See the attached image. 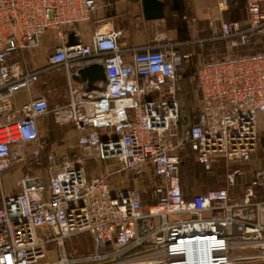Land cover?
Wrapping results in <instances>:
<instances>
[{
	"label": "built area",
	"instance_id": "2783aa9c",
	"mask_svg": "<svg viewBox=\"0 0 264 264\" xmlns=\"http://www.w3.org/2000/svg\"><path fill=\"white\" fill-rule=\"evenodd\" d=\"M104 7L103 0H0V181L19 144L39 142L40 118L77 132L74 147L48 154L47 177L26 174L19 192L1 189L0 264H264V166L248 181L234 166L252 161L264 120V51L240 52L264 34V0H245V20L222 22L209 38L231 50L221 56L166 42L134 48L128 59L115 29L83 40L79 26ZM48 32L58 44L32 67ZM193 56L196 97L186 121L180 70ZM90 62L106 75L92 89L72 78ZM56 68L67 78L64 103L36 96L14 105L18 91L29 93ZM188 150L206 170L223 160L226 187L186 197ZM92 160L117 168L89 175ZM122 171L127 178L111 183Z\"/></svg>",
	"mask_w": 264,
	"mask_h": 264
},
{
	"label": "crops",
	"instance_id": "0c3cea01",
	"mask_svg": "<svg viewBox=\"0 0 264 264\" xmlns=\"http://www.w3.org/2000/svg\"><path fill=\"white\" fill-rule=\"evenodd\" d=\"M162 1L164 3L163 17L146 19L143 15L141 0H103L106 7L96 10L92 13L89 21L79 26L81 37L83 40L89 41L95 30L101 32L108 29L118 30L121 33L119 43L124 48V54L128 59L131 58L134 48L153 43H179L177 49L183 52H207L208 47L216 43L209 41V38L218 33L222 22H243L246 18L245 0H225V3H222L221 0ZM50 36L51 32L46 33L42 38V47L35 51L40 54V58L31 57L29 59L32 67L44 65L46 63L44 49L51 44H58L57 40L50 41ZM246 49L249 52L264 51V34L257 35ZM59 70L65 75L67 84L64 69H51L40 76L29 93L23 90L18 91L13 99L14 105L18 106L36 96L45 97L50 106L64 103L67 98L63 101H56L50 92L52 90L50 77ZM76 83L78 86L83 84L77 81ZM48 116L50 115L39 119V129L42 126L43 118ZM50 118L54 122L51 116ZM260 132H264L263 118L260 120ZM63 140L65 147H74L77 142L76 130L67 128L64 131ZM253 156L252 160H254ZM256 166L253 161L247 165L248 168L245 171L247 179L244 181H248Z\"/></svg>",
	"mask_w": 264,
	"mask_h": 264
},
{
	"label": "rangeland",
	"instance_id": "374dc122",
	"mask_svg": "<svg viewBox=\"0 0 264 264\" xmlns=\"http://www.w3.org/2000/svg\"><path fill=\"white\" fill-rule=\"evenodd\" d=\"M67 31V27H65ZM210 49V50H209ZM206 53H210L215 56L224 55L231 50L226 47L224 42H216L214 45L208 47ZM239 51V49H238ZM200 52V51H195ZM240 52H249L246 48H240ZM187 68L184 69V76H193L196 59L192 57L191 65L187 64ZM192 73V74H189ZM186 74V75H185ZM186 77V81L183 82V93L181 94V103L183 108V118L187 121L188 116L191 118L193 115V104L196 97V85L194 79ZM51 93L52 97L56 101H63L67 98V84L65 75L61 70L54 72L51 75ZM67 128L74 130L71 124L57 125L55 124L50 116L43 118L42 126L40 127V139L39 142H26L19 144L20 152L18 155H14L11 159L9 167L2 173L0 181V191L5 195L14 194L19 192V181L26 175L41 174L47 177L46 168L48 166V154L51 151H55L56 148H60L64 145V131ZM18 145V147H19ZM39 148L40 152L38 155H34L35 149ZM64 151V149H62ZM253 163L257 166H264V132H259V144L255 152L253 153ZM192 157H186V163L181 169V185L185 196H189L195 193H202L210 189L222 188L227 185V168L223 160L215 162L210 170L204 169L202 166L197 164ZM248 164H234L235 167H239L241 170L246 171ZM111 169L117 168L115 161L99 160V161H87L85 162V168L89 175L93 173L102 172L104 167ZM126 179L127 172L122 171L114 174L110 181L115 185L118 179ZM244 180L247 177L243 178ZM132 185V184H131ZM234 188L229 191L233 192ZM239 188L236 187L234 192L238 193ZM81 237L74 238L73 244L77 245L81 241ZM86 242V241H84ZM109 250L108 248L105 251ZM67 254L69 249L66 248Z\"/></svg>",
	"mask_w": 264,
	"mask_h": 264
},
{
	"label": "water",
	"instance_id": "95a60500",
	"mask_svg": "<svg viewBox=\"0 0 264 264\" xmlns=\"http://www.w3.org/2000/svg\"><path fill=\"white\" fill-rule=\"evenodd\" d=\"M143 15L146 19H159L164 15V3L162 0H141ZM69 43L75 42L72 33L68 35ZM72 78L85 84L88 88L95 87L96 82H104L106 79L105 69L102 63L90 62L76 69Z\"/></svg>",
	"mask_w": 264,
	"mask_h": 264
},
{
	"label": "trees",
	"instance_id": "16d2710c",
	"mask_svg": "<svg viewBox=\"0 0 264 264\" xmlns=\"http://www.w3.org/2000/svg\"><path fill=\"white\" fill-rule=\"evenodd\" d=\"M191 61H192V58H191V60H189V62L187 63V64H189V65H191ZM187 64H185L184 66H183V68L180 70V73H181V75H182V83L183 82H185L186 81V77H189V76H187L186 74V77L184 76V72H185V70L184 69H186L187 68ZM189 74H192V73H189ZM189 78H191V80H192V76L190 75V77ZM191 154H192V152L191 151H186L183 155H182V160H183V164L181 165V169H182V167H183V165H185V163H186V160H187V158L188 157H192L191 156ZM187 157V158H186ZM197 163V162H196ZM198 164V163H197ZM187 197V196H186Z\"/></svg>",
	"mask_w": 264,
	"mask_h": 264
}]
</instances>
